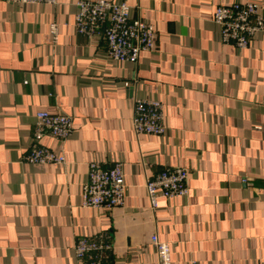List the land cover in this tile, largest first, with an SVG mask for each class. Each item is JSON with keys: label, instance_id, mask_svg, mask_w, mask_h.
<instances>
[{"label": "crops", "instance_id": "crops-1", "mask_svg": "<svg viewBox=\"0 0 264 264\" xmlns=\"http://www.w3.org/2000/svg\"><path fill=\"white\" fill-rule=\"evenodd\" d=\"M77 1L0 0V264H84L76 238L97 233L113 244L104 264H159L152 234L171 264H264V34L239 49L213 21L248 0H109L155 27L136 62L77 33ZM137 98L163 104V134L134 131ZM39 111L72 118L64 164L25 160ZM92 161L122 163V206L81 205ZM167 166L188 170L190 192L153 210L145 184Z\"/></svg>", "mask_w": 264, "mask_h": 264}, {"label": "built area", "instance_id": "built-area-1", "mask_svg": "<svg viewBox=\"0 0 264 264\" xmlns=\"http://www.w3.org/2000/svg\"><path fill=\"white\" fill-rule=\"evenodd\" d=\"M10 4H55L56 0H4ZM74 24L78 34L93 38L102 36L106 42L107 54L115 61L136 62L144 51L154 49L155 27L142 18L132 17L131 9L125 2L109 0H78L76 2ZM213 21L220 28L221 41L231 43L239 49L247 48L254 35L264 34V13L254 0L221 4L216 7ZM52 43L58 40L59 28L49 24ZM132 124L137 134L161 135L165 131L163 104L158 99L137 98L133 103ZM73 131L70 115L64 112L35 114L32 145L25 155L31 164H64L65 141ZM55 139L56 149L40 145L44 137ZM188 170L184 167L167 166L146 181L145 189L151 209L158 207L160 197L171 200L187 196ZM126 182L123 165L119 161L104 168L98 161L88 167L87 180L82 186L81 205L83 207L111 210L123 205ZM150 243L157 251L159 264H171L170 246L160 240L157 234L150 236ZM112 242L104 233L92 236H78L75 243L76 258L84 264H104V256L112 250Z\"/></svg>", "mask_w": 264, "mask_h": 264}]
</instances>
